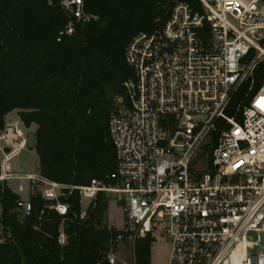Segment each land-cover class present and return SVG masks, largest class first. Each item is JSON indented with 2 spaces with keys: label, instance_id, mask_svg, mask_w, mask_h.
<instances>
[{
  "label": "built area",
  "instance_id": "1",
  "mask_svg": "<svg viewBox=\"0 0 264 264\" xmlns=\"http://www.w3.org/2000/svg\"><path fill=\"white\" fill-rule=\"evenodd\" d=\"M198 1L195 10L162 0L153 27L126 43L131 74L108 117L115 166L103 178L73 185L12 170L30 131L18 117L4 122L0 184L18 195L20 217L30 210L21 193L65 216L76 191L78 219L102 193L123 206L110 240L130 246L122 264H133L135 239L159 228L170 243L167 264H264V0ZM59 4L66 21L56 40L95 18L82 0ZM244 83L246 101L229 114ZM65 239L60 224L56 241ZM105 258L117 264L114 250Z\"/></svg>",
  "mask_w": 264,
  "mask_h": 264
},
{
  "label": "trees",
  "instance_id": "2",
  "mask_svg": "<svg viewBox=\"0 0 264 264\" xmlns=\"http://www.w3.org/2000/svg\"><path fill=\"white\" fill-rule=\"evenodd\" d=\"M161 1L82 0L95 18L56 40L66 21L59 0H0V129L11 111L24 126L34 124L40 175L83 185L114 169L108 117L131 74L124 48L133 34L153 27ZM185 1L199 9L198 0ZM247 91L242 84L229 114L246 101ZM17 199L1 185L0 264H108L105 254L114 250L110 240L118 231L99 221L109 197L98 193L84 219L77 217L76 191L67 197L65 216L47 208L50 201L28 195L30 210L20 217ZM60 224L64 244L56 241ZM152 241L149 235L134 240L133 264H150Z\"/></svg>",
  "mask_w": 264,
  "mask_h": 264
},
{
  "label": "rangeland",
  "instance_id": "3",
  "mask_svg": "<svg viewBox=\"0 0 264 264\" xmlns=\"http://www.w3.org/2000/svg\"><path fill=\"white\" fill-rule=\"evenodd\" d=\"M3 119L4 122H12L16 119L15 111L7 113ZM29 131L28 148L20 151L19 154L11 160V167H16L23 172H35L38 165L37 155L33 151L28 150L32 147L33 142L32 128ZM1 185L2 184H0V187ZM12 185L13 184H11V187ZM24 195L25 193L22 194V196ZM122 208L123 206L121 204H119L113 197H110L107 200V207L100 218L99 225L118 229L121 226ZM152 238L150 264H167L170 253V243L168 239L161 234V228L152 234ZM114 254L117 258V264H122V261L125 263L131 261L130 246L128 244L116 245L114 248Z\"/></svg>",
  "mask_w": 264,
  "mask_h": 264
},
{
  "label": "crops",
  "instance_id": "4",
  "mask_svg": "<svg viewBox=\"0 0 264 264\" xmlns=\"http://www.w3.org/2000/svg\"><path fill=\"white\" fill-rule=\"evenodd\" d=\"M16 114V113H15ZM16 117H17V115H16ZM4 120V119H3ZM32 128V137H33V131H34V129H35V126H34V124H30L29 126H28V129L30 130ZM28 150H30V151H33L34 152V149H33V142H32V147L31 148H29ZM35 153V152H34ZM19 154V153H18ZM11 164V163H10ZM12 168V167H11ZM37 168H38V165H37ZM37 168H36V171H37ZM12 170H14V171H16V172H23V171H21L20 169H18V168H12ZM35 171V172H36ZM28 172V171H27ZM22 194L23 193H21V194H19V196L21 197V198H23V199H27L28 198V195L27 194H25L24 196H22Z\"/></svg>",
  "mask_w": 264,
  "mask_h": 264
}]
</instances>
